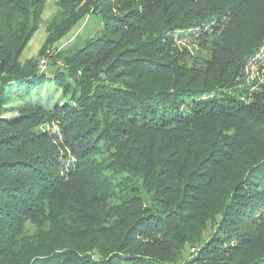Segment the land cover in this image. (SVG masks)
Listing matches in <instances>:
<instances>
[{
  "label": "trees",
  "instance_id": "1",
  "mask_svg": "<svg viewBox=\"0 0 264 264\" xmlns=\"http://www.w3.org/2000/svg\"><path fill=\"white\" fill-rule=\"evenodd\" d=\"M44 4L0 0V264H264V0H59L22 64Z\"/></svg>",
  "mask_w": 264,
  "mask_h": 264
},
{
  "label": "rangeland",
  "instance_id": "2",
  "mask_svg": "<svg viewBox=\"0 0 264 264\" xmlns=\"http://www.w3.org/2000/svg\"><path fill=\"white\" fill-rule=\"evenodd\" d=\"M59 0H45V4L42 9V13L40 15L38 25L36 30L29 37L25 47L23 48L19 60L22 64L30 59H37L40 57V49H42L45 45L46 37L50 33L54 24H57L61 21V19L65 16L64 10L59 6ZM68 9H72V5H68ZM264 15V6H258L253 8L252 10H247L243 15L239 14L238 19L236 20V26L234 27L236 30L241 29L243 31H247L249 26L254 22H260L262 16ZM101 20L99 15H94L91 13L86 14L80 20H78L71 29L61 37L59 40L52 41L49 40L46 54L50 56L60 55V57L64 56L68 51L73 50L75 47H79L87 40L88 38L94 37L101 30ZM198 31L192 32L196 35ZM191 34V33H190ZM185 39L189 40V36L187 33L184 34ZM59 65L62 64V59L58 60ZM260 62L253 63L252 66L246 68V83H250L254 77H261V71L259 70ZM45 69H48L46 67ZM264 74V69L262 70ZM46 89L43 91L33 92L32 96L37 93V98L42 101L44 98L49 97L52 93V87L46 86ZM48 89V92L46 90ZM250 91V90H248ZM15 107L22 103V100H15L12 102ZM12 105V104H10ZM15 108L12 109L11 112H7L5 115L7 117H12L16 114ZM212 231V226H208L207 230L204 233L203 238H207ZM264 236V234H263ZM199 245V244H197ZM190 245H188L183 253L182 259L178 261L177 264H198L197 262H192L191 250L189 249Z\"/></svg>",
  "mask_w": 264,
  "mask_h": 264
},
{
  "label": "built area",
  "instance_id": "3",
  "mask_svg": "<svg viewBox=\"0 0 264 264\" xmlns=\"http://www.w3.org/2000/svg\"><path fill=\"white\" fill-rule=\"evenodd\" d=\"M193 250V249H192Z\"/></svg>",
  "mask_w": 264,
  "mask_h": 264
}]
</instances>
